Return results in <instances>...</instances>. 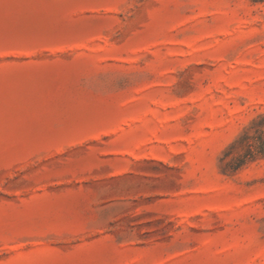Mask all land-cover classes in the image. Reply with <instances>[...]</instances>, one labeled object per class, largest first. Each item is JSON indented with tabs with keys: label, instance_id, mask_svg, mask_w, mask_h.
<instances>
[{
	"label": "rangeland",
	"instance_id": "rangeland-1",
	"mask_svg": "<svg viewBox=\"0 0 264 264\" xmlns=\"http://www.w3.org/2000/svg\"><path fill=\"white\" fill-rule=\"evenodd\" d=\"M262 113L264 2L0 0V264H264Z\"/></svg>",
	"mask_w": 264,
	"mask_h": 264
},
{
	"label": "trees",
	"instance_id": "trees-1",
	"mask_svg": "<svg viewBox=\"0 0 264 264\" xmlns=\"http://www.w3.org/2000/svg\"><path fill=\"white\" fill-rule=\"evenodd\" d=\"M262 3L264 0H250ZM238 153L234 155L235 152ZM264 160V113L259 114L224 150L220 169L224 174L235 172L249 162Z\"/></svg>",
	"mask_w": 264,
	"mask_h": 264
}]
</instances>
